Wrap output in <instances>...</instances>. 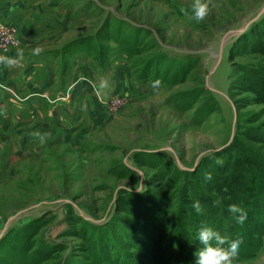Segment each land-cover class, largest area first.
<instances>
[{
  "label": "rangeland",
  "instance_id": "rangeland-1",
  "mask_svg": "<svg viewBox=\"0 0 264 264\" xmlns=\"http://www.w3.org/2000/svg\"><path fill=\"white\" fill-rule=\"evenodd\" d=\"M93 1L84 23L55 40L24 50L20 28L0 37L1 55L97 49L99 84H109L94 92L100 109L73 137L58 130L34 142L23 123L0 122V264H194L202 224L240 238L239 251L262 237L253 259L234 264H264V198L244 208L240 225L227 211L236 192L214 193L236 160L248 178L264 175V40L257 41L264 0H207L202 22L192 19L193 0ZM136 48L143 51L131 58ZM111 61L125 74L103 73ZM169 217L172 230L163 235ZM135 234L141 240L129 238Z\"/></svg>",
  "mask_w": 264,
  "mask_h": 264
},
{
  "label": "crops",
  "instance_id": "crops-1",
  "mask_svg": "<svg viewBox=\"0 0 264 264\" xmlns=\"http://www.w3.org/2000/svg\"><path fill=\"white\" fill-rule=\"evenodd\" d=\"M97 6L93 0H86V3L84 0H0V23L20 28L26 50L38 45L36 41L55 40L60 34L68 33L75 23L83 24L88 17L86 11ZM51 41H44L42 45ZM87 41L92 43L98 39ZM65 48L39 54L25 52L19 57L18 53L3 54L17 58L18 63L11 67L0 65L2 124L10 119L23 123L33 132L40 128L51 133L61 130L72 137L84 130L86 115H94L101 106L94 97V92L99 93L98 77L102 74L96 70L94 61L99 52L82 47L69 51ZM64 56L69 68L63 67ZM108 68L110 74H125L121 67L114 71L112 61L103 73L109 74ZM66 70L68 75L64 77ZM7 90L16 92L18 97L13 98ZM27 137L34 142L39 140L31 135Z\"/></svg>",
  "mask_w": 264,
  "mask_h": 264
},
{
  "label": "clouds",
  "instance_id": "clouds-1",
  "mask_svg": "<svg viewBox=\"0 0 264 264\" xmlns=\"http://www.w3.org/2000/svg\"><path fill=\"white\" fill-rule=\"evenodd\" d=\"M210 6L207 0H193L191 5V16L196 22H202L208 13L210 12ZM181 11L187 14V10L181 9ZM40 49H33V54H39ZM22 56V52L18 53V57ZM18 63L17 58L9 57L6 55H0V65L11 67ZM160 84L156 81L153 84V88L156 89ZM109 87L108 81L102 79L99 84L100 89H105ZM30 135L33 138H38L41 143L46 142L51 136V132L41 133L39 130L31 132ZM220 163V161H217ZM205 181L212 179V174L206 172L204 174ZM221 203L220 199H216L213 202L214 206H218ZM196 213L202 214L204 212V207L199 201H196L192 205ZM227 211L234 217L236 223L243 225L247 218V213L244 208L239 204H230ZM199 247L194 252L195 261L194 264H234L239 256V249L242 243L240 238L229 240L227 236H222L221 233L215 230L213 227L202 224L199 228L196 236Z\"/></svg>",
  "mask_w": 264,
  "mask_h": 264
},
{
  "label": "trees",
  "instance_id": "trees-1",
  "mask_svg": "<svg viewBox=\"0 0 264 264\" xmlns=\"http://www.w3.org/2000/svg\"><path fill=\"white\" fill-rule=\"evenodd\" d=\"M263 17H264V14L259 18L260 19L259 21H263ZM257 23L255 24L256 25L255 28L257 30H259V31H262L261 26L258 27L257 26ZM262 25H264V23ZM144 30H146V29H144ZM259 31L257 33H260ZM248 34H249L248 32H244V34L242 35V37H240L239 42L236 45L239 46L240 45V42L246 41ZM255 37L257 38L258 36L256 35ZM263 40L264 39H262L261 37H258V39H257V41L260 42V43H263ZM74 44L75 43L73 42V44H70V45L73 46ZM246 44H248V43H246ZM70 45H68V48H69ZM236 45H235V47L233 49V53L235 51ZM248 45L250 46V44H248ZM252 47H254V49L257 48L254 45ZM132 50L131 51L129 50L131 52V58L134 57V56H138V54L142 53V51H143V49H141V48H139V49L136 48L134 51H132ZM159 58L163 59L164 57L160 56ZM153 70H154V68L153 67H150L147 70L145 69V71H141L142 74H139L140 75V78L143 81L146 80V79H148L149 76H150V73H152ZM260 73L264 75V70L262 72H260ZM250 87H252V84L250 85ZM257 90L258 89H256V91ZM239 144H240V146H242L241 143H239ZM248 149H249V147H248ZM236 161H237L236 162L237 163L236 164V167H237L236 168V171L232 170L229 174H227L224 177H222L223 178V179H221L222 183L220 185H216L214 187V188H217L216 189L217 191H214V193L216 195H218V194L219 195L220 194L223 195V192H225L223 190H227L226 193L228 195H230V197H231V192L235 191L236 192V195H238V196L232 197V199H229L230 200V201H228V204L229 205L230 204H237L238 203L243 208H246L249 205H252V206L257 207L259 200H261V198H264V196H263L264 195V183L263 182L255 183V182H256V179L263 178L264 175H262L260 177H255L253 179H250V176L248 178V176L246 175V171H245L246 170V168H245L246 166H243L242 164L239 165L241 162L238 161V160H236ZM237 170H238V175L235 174V173H237ZM224 174H225V172H223V175ZM188 175H190V174H188ZM250 180H253L252 181L253 184L250 183ZM245 181H247V182H245ZM240 182H243V184L242 183L240 184ZM243 185H245L246 191H248L249 193L252 192V193H250L252 195H249V197L253 196V199H250V198L247 199V196L246 195L241 194L240 191L242 190V187H244ZM219 186H222L225 189H223L222 187L219 188ZM239 195H240V197H239ZM212 196L213 195H211V197ZM261 196H263V197H261ZM238 200H242V201H238ZM187 201H188V203H189V201L192 202L190 199H187ZM139 207H142V206H139ZM214 207L216 208V206H214ZM146 210L149 211L147 208H146ZM216 210H217V208H216ZM217 211L218 212L220 211L219 207H218V210ZM188 212H189V215H192L193 214L191 210L190 211L188 210ZM157 216L159 218L161 217L158 213H157ZM157 216H153V217L148 218V224L149 225L153 224L155 222ZM219 216H221V214H219ZM193 219L195 220V222H201L197 218H195V216H194ZM163 220H164V218L161 217V221H163ZM81 222H83V221H81ZM156 222H157V225H159L160 219H159V221H156ZM172 226H173V221H170V217L167 218V219H165V225L163 226V235L169 234L170 231L172 230ZM129 238H132V239H135V240H141L140 239L141 237L139 235H136V234H135V236H133V237L130 236ZM249 243H250L249 246H246V250L239 251V256H238L237 260L234 261V262L248 261V260L253 259L257 255V251L259 250V248L262 245V237H257L256 240H255L254 237H250ZM109 248H111V247H109ZM101 252H103V251H101ZM9 256L10 257H9L8 260L13 261V256L12 255H9ZM112 262H114V261H112ZM114 264H122V262L120 260L119 261L117 260V261L114 262Z\"/></svg>",
  "mask_w": 264,
  "mask_h": 264
},
{
  "label": "built area",
  "instance_id": "built-area-1",
  "mask_svg": "<svg viewBox=\"0 0 264 264\" xmlns=\"http://www.w3.org/2000/svg\"><path fill=\"white\" fill-rule=\"evenodd\" d=\"M14 28H15V26H11V25H8V24L0 23V37H2L3 34H5L6 31L13 30Z\"/></svg>",
  "mask_w": 264,
  "mask_h": 264
},
{
  "label": "water",
  "instance_id": "water-1",
  "mask_svg": "<svg viewBox=\"0 0 264 264\" xmlns=\"http://www.w3.org/2000/svg\"><path fill=\"white\" fill-rule=\"evenodd\" d=\"M264 13V9H262L261 13L260 14H263ZM243 32V31H242ZM208 87V86H207ZM209 88V87H208Z\"/></svg>",
  "mask_w": 264,
  "mask_h": 264
}]
</instances>
